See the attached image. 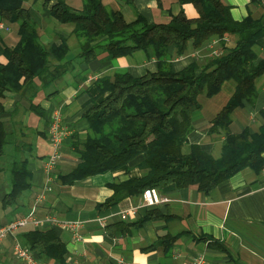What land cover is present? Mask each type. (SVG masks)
Here are the masks:
<instances>
[{"label": "trees", "instance_id": "16d2710c", "mask_svg": "<svg viewBox=\"0 0 264 264\" xmlns=\"http://www.w3.org/2000/svg\"><path fill=\"white\" fill-rule=\"evenodd\" d=\"M25 1L0 0V20L18 22L20 36L15 46L0 42V56L8 59L0 61V108L10 86L22 89L27 85L31 108L38 109L40 104L33 98L71 70L76 58L90 61L106 53L104 59H112L145 50L149 58L157 60L156 71L139 76L115 72L95 80L99 94L105 95L101 100L95 98L83 114L90 132L84 139L73 140L79 162L59 175L62 183L70 185L115 170L139 153H146L140 163L142 175L116 184L112 197L99 203L102 207L142 194L148 187L161 191L196 184L207 193L245 167L257 173L264 169V109L259 111L262 124L258 130H231L233 111L245 100L254 104L260 92L257 81L264 75V13L235 19L231 6L223 0H181L193 2L199 15L189 17L182 10L167 22H150L142 14L127 21L120 10L110 14L103 0H84L81 8L70 6L66 0H56L49 8L51 0H44L46 11L74 26L72 32L79 38L80 53L70 56L66 37L59 44L41 42L32 9L25 6ZM214 39L220 41L221 52L206 58L203 64L193 62L175 69L172 60L185 54L189 46L198 49ZM227 81L235 83L234 91L210 128V132H225L222 155L214 157L198 143L191 144L186 152L184 146L193 129L195 112L201 108L198 96L216 94ZM6 136L5 121L0 118V156ZM12 176L3 207H15L22 191L32 186L26 159L16 161ZM154 213L161 215L158 210ZM128 224L121 219L107 228L119 227L123 233ZM19 236L43 263L57 260L66 264L68 249L55 228L27 226Z\"/></svg>", "mask_w": 264, "mask_h": 264}, {"label": "crops", "instance_id": "0c3cea01", "mask_svg": "<svg viewBox=\"0 0 264 264\" xmlns=\"http://www.w3.org/2000/svg\"><path fill=\"white\" fill-rule=\"evenodd\" d=\"M66 1L74 8H81L84 0ZM103 1L110 14L120 10L127 21L142 14L150 22H167L182 10L189 17L199 15L198 7L190 1L134 0L132 4L125 0ZM223 1L231 6L235 19H243L250 13L256 16L264 13L261 0ZM55 2L51 0L49 8ZM24 4L32 9L43 44H59L66 37L70 56L80 53L79 38L73 34L72 24L63 23L46 11L44 0H26ZM0 22L10 27L9 30L0 27V42L15 46L20 39L19 23ZM174 50L175 45L170 48V53ZM221 51L220 41L214 39L198 49L189 46L185 54L175 57L172 62L175 69L180 70L193 62L203 64L206 58ZM105 55L102 53L90 61L74 59L71 70L33 98L40 104L36 110L31 108L32 97L27 85L22 89L10 86L5 92L0 108V118L5 121L7 133L4 153L0 156V224L28 215L35 205L39 217L55 212L61 218L83 220L79 229L81 237L69 228L52 227L66 243V264H192L198 254L205 256V264H264V169L257 173L253 168L245 167L207 193L196 184L161 190L170 200L150 209L140 208L135 216L126 220L129 224L123 233L119 232V227L108 229L107 226L121 220L119 212L139 204L142 194L127 196L111 206L100 207L99 203L112 197L116 184L142 175L140 163L146 153H139L115 170L78 179L70 185L62 183L59 175L71 171L79 162L72 147L73 140L84 139L90 132L89 122L83 114L95 98L101 100L105 95L99 94L95 80L115 72L128 71L139 76L158 69L157 60L149 58L145 50L112 59H104ZM7 60L4 55L0 56V61ZM257 85L260 92L255 103L245 100L233 111L232 131L249 127L254 132L262 124L259 111L264 109V75ZM56 88L59 92H54ZM234 88L235 83L227 81L216 94L201 93L198 96L201 108L194 116L193 129L184 146L186 152L191 144L198 143L214 157L222 155L225 132L222 129L210 132V128ZM56 110L60 111L69 134L61 148L62 157L49 179L44 164L52 152L49 122ZM22 159L27 160L32 186L22 191L15 207H3L2 200L12 184V170L16 161ZM47 183L52 190L37 205V196ZM155 209L161 215L154 213ZM100 217H104L105 222ZM21 232L17 229L0 244V264H26L14 254L15 244L23 243L19 236ZM44 264L62 263L54 260Z\"/></svg>", "mask_w": 264, "mask_h": 264}, {"label": "built area", "instance_id": "2783aa9c", "mask_svg": "<svg viewBox=\"0 0 264 264\" xmlns=\"http://www.w3.org/2000/svg\"><path fill=\"white\" fill-rule=\"evenodd\" d=\"M264 3V0H261ZM0 27L9 30L10 27L6 25L4 22H0ZM69 131L68 128L65 126L61 113L59 110H56L52 117L50 118L49 122V139L52 145V152L48 158V160L44 164V170L48 175V178L51 179L52 172L57 165V162L62 157L61 148L65 139L68 137ZM52 190V186L50 183L45 184L42 191L37 196L38 205L42 202L48 192ZM170 198L166 195H163L161 191L156 187H148L142 193V201L134 205L126 210L119 212V217L123 220L131 219L138 213L140 208H150L156 207L161 204L168 202ZM36 205L33 208L32 212L28 215L21 216L15 219H12L4 224H0V244L3 240L10 234H12L15 230L33 226V227H40V228H47L53 226L65 227L71 229L77 237L80 236L79 229L81 225L84 223L83 220L79 219H68V218H61L55 212H49L43 217H39L36 214ZM102 222H105L104 217L99 218ZM14 254L19 258L22 259L26 264H44L42 260H40L37 252L31 249L29 246L22 244L21 242H17L14 246ZM206 258L203 254H198L192 261V264H205Z\"/></svg>", "mask_w": 264, "mask_h": 264}, {"label": "rangeland", "instance_id": "374dc122", "mask_svg": "<svg viewBox=\"0 0 264 264\" xmlns=\"http://www.w3.org/2000/svg\"><path fill=\"white\" fill-rule=\"evenodd\" d=\"M79 51H80V49H79ZM202 95H204V94H202ZM199 112V110H196V112H195V115L197 114ZM25 228H27V227H22V228H19V230L20 231H23ZM17 232V230H15L13 233H16ZM16 256V255H15ZM14 258V257H13ZM19 259V258H18ZM19 260H21V259H19ZM22 261V260H21Z\"/></svg>", "mask_w": 264, "mask_h": 264}]
</instances>
